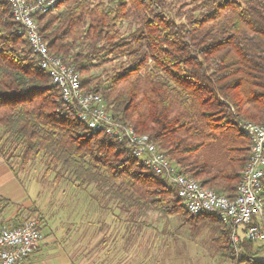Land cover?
<instances>
[{"label":"trees","instance_id":"1","mask_svg":"<svg viewBox=\"0 0 264 264\" xmlns=\"http://www.w3.org/2000/svg\"><path fill=\"white\" fill-rule=\"evenodd\" d=\"M35 21L49 51L74 68L83 91L101 94L114 119L146 134L202 187L235 197L250 155L241 124L264 111V0H56ZM17 30L0 0V157L14 175L11 160L38 159L43 176L93 187L125 221L179 216L192 229L208 225L232 264H264L256 258L264 244L241 237L235 251L232 225L191 215L125 140L92 133ZM9 205L0 197V214ZM36 214L41 221L29 209Z\"/></svg>","mask_w":264,"mask_h":264},{"label":"built area","instance_id":"2","mask_svg":"<svg viewBox=\"0 0 264 264\" xmlns=\"http://www.w3.org/2000/svg\"><path fill=\"white\" fill-rule=\"evenodd\" d=\"M5 1L17 24V32L27 41L40 68L60 88L64 101L77 104L79 120L92 133L102 132L125 140L133 155L147 169L177 188L185 210L191 215L214 214L220 222L232 225L231 243L235 251L241 237L264 244V201L260 196L264 177V111L258 123L241 124L250 139V155L241 171L235 197L231 199L204 188L189 174L173 166L146 134L137 133L132 125L114 119L101 94L83 91L80 76L74 68L49 51L38 30L35 15L55 9L56 0ZM42 238L37 215L27 217L15 227L0 223V264H18L34 252Z\"/></svg>","mask_w":264,"mask_h":264},{"label":"crops","instance_id":"3","mask_svg":"<svg viewBox=\"0 0 264 264\" xmlns=\"http://www.w3.org/2000/svg\"><path fill=\"white\" fill-rule=\"evenodd\" d=\"M0 197L10 203L0 214V223L7 227L21 224L29 215L31 204L27 201L26 190L2 157ZM87 214L84 213L85 216ZM40 218L43 238L34 252L18 264H208L204 259L200 262L197 258H180V255L167 253L171 243L165 239L167 232L164 226H150L144 220L141 224L126 221V225L120 226L117 215L112 212L105 215L102 210L98 214L95 212L94 220L89 214L84 222L86 228L80 233L83 238L95 239L93 261L85 257L76 258L72 252L75 250L73 238L79 222L75 220L66 226L63 219L45 222L42 216ZM260 255L258 259L264 263Z\"/></svg>","mask_w":264,"mask_h":264},{"label":"rangeland","instance_id":"4","mask_svg":"<svg viewBox=\"0 0 264 264\" xmlns=\"http://www.w3.org/2000/svg\"><path fill=\"white\" fill-rule=\"evenodd\" d=\"M110 65H104L93 69L90 73L98 75L102 68H109ZM216 154V149L210 147V157ZM15 174L27 193V201L30 202L31 208H36L37 213L42 216V219L47 222L52 220H66L67 225H72L78 221L79 225L74 230L73 243L75 250L73 256L76 258L85 257L93 261L95 257V239L83 238L80 234L86 226L85 219L91 216L94 220L95 212L103 211L105 215L112 212L115 216L118 215V224L126 225L125 215L119 213L113 203L102 204L97 198L98 194L93 187L79 189L72 183L62 180L59 183H54L53 174L43 176L45 166L35 159L26 165H20L19 160H11ZM87 214L86 216L84 215ZM151 213V214H150ZM155 212H148L144 221L150 226H164L166 229L165 239L170 242L167 253H172L175 256L180 255V258H197L200 262L207 261L208 264H232L229 256L218 249L214 243V233L208 225H202L198 229H192L190 225L184 224L179 216H156ZM37 215V214H36ZM158 215V214H157ZM34 216V215H30ZM29 215L26 216L30 217ZM149 216V218H148ZM88 229H91L90 226ZM93 229V227H92ZM252 252L259 251L254 245ZM260 255V254H258ZM258 255L256 258L258 259ZM261 258L264 259V253H261Z\"/></svg>","mask_w":264,"mask_h":264}]
</instances>
